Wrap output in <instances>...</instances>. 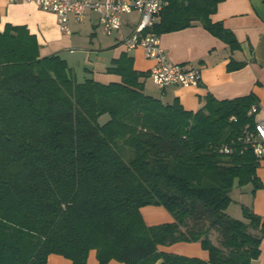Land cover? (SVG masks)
I'll return each instance as SVG.
<instances>
[{
	"label": "trees",
	"instance_id": "1",
	"mask_svg": "<svg viewBox=\"0 0 264 264\" xmlns=\"http://www.w3.org/2000/svg\"><path fill=\"white\" fill-rule=\"evenodd\" d=\"M221 1L165 0L145 32L199 23L238 48L210 17ZM39 47L24 25L0 29V264H46L51 253L86 264L91 249L100 264H251L259 256L264 216L226 212L235 182L261 185L245 140L253 94L208 95L186 110L147 94L148 72L126 53L107 68L118 79L102 83L77 81L65 59ZM147 205L173 220L148 226ZM180 241L200 242L207 259L158 249Z\"/></svg>",
	"mask_w": 264,
	"mask_h": 264
},
{
	"label": "crops",
	"instance_id": "2",
	"mask_svg": "<svg viewBox=\"0 0 264 264\" xmlns=\"http://www.w3.org/2000/svg\"><path fill=\"white\" fill-rule=\"evenodd\" d=\"M140 16L137 10L122 14L121 29L107 34L98 25L96 12L87 11L81 19L70 14L69 32H64L52 12L38 8L30 1L0 0V29L6 23L26 26L37 38L40 55L56 54L65 59L77 81L93 78L103 83L118 79V75L108 72L107 68L126 53L132 58L134 69L148 72L143 79L144 91L163 103L177 100L184 109L195 111L203 106L208 95L231 99L251 93L258 106L255 119L264 120V0H222L211 14L213 21H222L223 27L232 31L238 48L231 49L228 43L199 23L159 35V43L170 61L200 69L201 81L196 86L168 85L160 89L154 84L149 75L154 61L145 57L141 47L128 48L123 40L136 28ZM232 61L243 65L230 69L227 66ZM147 79L153 84H148ZM255 173L261 184L256 189L252 183L240 186L235 182L232 186L231 201L226 208L230 216L245 220L243 207L264 216V158L258 159ZM234 192L241 196L238 206L232 205ZM140 210L148 226L173 220L162 206L147 205ZM259 248L260 254L251 264H264V239ZM158 249L182 256L208 257L198 241L159 245ZM46 264L73 263L63 255L51 253ZM86 264H100L94 249L89 251ZM106 264L124 262L112 259Z\"/></svg>",
	"mask_w": 264,
	"mask_h": 264
},
{
	"label": "built area",
	"instance_id": "3",
	"mask_svg": "<svg viewBox=\"0 0 264 264\" xmlns=\"http://www.w3.org/2000/svg\"><path fill=\"white\" fill-rule=\"evenodd\" d=\"M20 1V0H10ZM46 11L55 14L60 29L69 32V16L77 19L84 17L87 11L97 13V23L103 32L110 34L122 27L121 15L137 10L141 18L136 28L124 37L128 48L141 47L145 57L154 61L149 75L154 84L163 89L168 85L196 86L201 81L200 69L181 63L172 62L167 58L161 46L159 35L145 32L162 8L165 0H25ZM258 106L251 105L249 114L256 113ZM246 141L250 142L254 154L264 158V120H255L252 131L246 132ZM225 151H228L225 148ZM44 264V263H43Z\"/></svg>",
	"mask_w": 264,
	"mask_h": 264
},
{
	"label": "rangeland",
	"instance_id": "4",
	"mask_svg": "<svg viewBox=\"0 0 264 264\" xmlns=\"http://www.w3.org/2000/svg\"><path fill=\"white\" fill-rule=\"evenodd\" d=\"M147 83L148 84L149 83L153 84L150 79H147ZM107 118H108V115L105 114V115H103V116L100 117L99 121L103 123ZM240 197H241L240 194H238L237 192L232 193V198H233V204L232 205L238 206L237 205L238 204L237 202H240Z\"/></svg>",
	"mask_w": 264,
	"mask_h": 264
}]
</instances>
